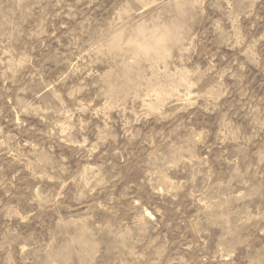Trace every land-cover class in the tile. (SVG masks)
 Listing matches in <instances>:
<instances>
[{
  "label": "rangeland",
  "instance_id": "1",
  "mask_svg": "<svg viewBox=\"0 0 264 264\" xmlns=\"http://www.w3.org/2000/svg\"><path fill=\"white\" fill-rule=\"evenodd\" d=\"M0 264H264V0H0Z\"/></svg>",
  "mask_w": 264,
  "mask_h": 264
}]
</instances>
